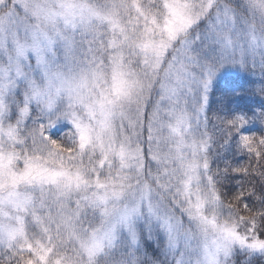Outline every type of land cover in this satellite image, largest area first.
Listing matches in <instances>:
<instances>
[{"label":"snow or ice","instance_id":"1","mask_svg":"<svg viewBox=\"0 0 264 264\" xmlns=\"http://www.w3.org/2000/svg\"><path fill=\"white\" fill-rule=\"evenodd\" d=\"M0 264H264V0H0Z\"/></svg>","mask_w":264,"mask_h":264}]
</instances>
